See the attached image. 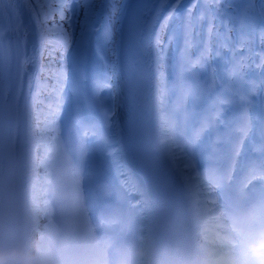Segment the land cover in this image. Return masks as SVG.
Returning <instances> with one entry per match:
<instances>
[{"label":"bare ground","instance_id":"1","mask_svg":"<svg viewBox=\"0 0 264 264\" xmlns=\"http://www.w3.org/2000/svg\"><path fill=\"white\" fill-rule=\"evenodd\" d=\"M179 0H151L147 9L144 14L143 18V31H142V41L140 43V54H139V63L144 68L143 76L138 75L140 79L142 90H145V81L148 79V68H150V60L151 57H157L155 50L152 48L148 40H151L156 35V31H161V19L162 16L158 14L159 8L162 6L163 3L165 5H171V7H175ZM163 6V7H164ZM0 60L2 62L4 72L8 71L10 61L12 59V49L13 46L11 45V37L15 39L22 40L24 46V78L22 83L20 84V95L18 100V105L23 101L22 97L24 94V90L26 89L27 93L34 91L35 81L34 79L38 78L37 73H39L40 69L36 66L37 65V55L39 53L40 47L43 45V39L45 36H42L41 33L37 30V22L33 19V14L29 8H27L24 0H0ZM165 15V13H164ZM5 22V23H4ZM163 33V30H162ZM163 35V34H162ZM41 42L42 45L39 43ZM162 60V57H161ZM11 66V64H10ZM164 79H165V73ZM43 75V72H42ZM142 76V77H141ZM28 78L29 82L28 85L25 86V78ZM30 77V78H29ZM2 92L0 95H3L6 90V85H2ZM57 93L59 99V105H61L65 100V95H67L66 91L62 90V86H57ZM111 94H114V99L109 103V107L112 111V117L115 120L116 112H117V95L115 93V83L113 80L112 87H111ZM42 97H46L48 102L52 101V97L50 95L40 94ZM33 98L32 93L30 94V99ZM30 99L27 101V105L30 102ZM2 110V108H0ZM63 115L60 114L59 118H62ZM45 122L41 124H45ZM53 125L58 128V122L56 119L53 120ZM75 135L80 136L79 133L76 131L74 132ZM170 133H168L169 136ZM54 134L47 136V138L53 137ZM54 152H59V150H54ZM183 163L189 165L192 169V179L196 180L199 184V189L203 191L197 198V208L199 210L198 213L203 217L204 220H210L214 218L219 223V230L220 233L223 234L222 237L217 240L216 236L208 235L207 238L204 239V247L206 248V260L207 264H227V260L229 257L233 256L240 245H242V241L239 240L237 235H232V238H235L238 243L236 245L230 244L225 245L224 240L225 236L229 233L230 225L225 222V212L219 207V203L222 202H213L212 200L217 196L219 192H221L220 187L218 188L214 186L211 180L206 178L198 177L193 167L196 166L195 161H190L188 158L182 159ZM115 166V165H114ZM80 170V169H79ZM78 170V171H79ZM68 181H71L75 178L76 174L73 171H70L68 174H64L60 172ZM116 175L118 173H115ZM107 173L105 174V178H107ZM132 182V181H131ZM135 183V182H134ZM193 183V182H192ZM136 184V183H135ZM202 185V186H200ZM138 186V185H137ZM138 188V187H137ZM197 189V186H195ZM124 189L127 191V185H124ZM220 189V191H218ZM82 200L88 199L87 193H84L80 198ZM136 202V200H133ZM77 202H66L63 208L69 207L73 205L75 206ZM100 207L107 206V202H100ZM128 203V202H127ZM63 208L59 209L58 212L55 214V219L60 225H67L70 222H79L86 220L91 212L89 210H84L79 213L73 211V213H69V215L65 214ZM125 210L131 209L130 212V220L133 222V225L136 227L135 235L137 236V250H136V259L138 260L139 264H145V257L147 256V249L149 240L145 245V239L149 236L150 233V217L146 213V210L143 206H141V210H137L132 205H129V208H124ZM256 213V212H255ZM229 211H227V215ZM226 220H231L230 218ZM258 222H256L255 227H258ZM236 232V231H235ZM88 237H94L97 232L93 230V232H88ZM69 240L70 245L73 243ZM229 240V239H227ZM232 240V239H230ZM44 241L40 242L43 243ZM189 243V242H188ZM79 245H76V248ZM202 246V241L199 244ZM79 248V247H78ZM161 250V249H160ZM44 251V250H43ZM194 249L189 250V254L191 255L190 264H204L201 255L193 252ZM45 253L38 256V261L41 263L47 262L48 264L53 263V257L48 251H44ZM159 256V255H158ZM82 259V258H81ZM81 259L76 261V264H93L92 258L87 257L85 259L86 262H82ZM81 261V262H80ZM60 260L56 261V264H64ZM107 264H111L110 261Z\"/></svg>","mask_w":264,"mask_h":264},{"label":"rangeland","instance_id":"2","mask_svg":"<svg viewBox=\"0 0 264 264\" xmlns=\"http://www.w3.org/2000/svg\"><path fill=\"white\" fill-rule=\"evenodd\" d=\"M33 9L35 11H37V9L39 8V6H42L44 11H43V17L46 20L47 23H45L46 25L44 26V28L46 29V31L51 35V37L62 40L64 39L66 36H68L67 31H63L58 27H53L50 26L48 23V20L50 19V17L52 16V14L54 13V10L51 6V2L53 0H29ZM192 0H184V2L182 3V5L180 6H175L178 7V10L180 12L184 11L186 8V4L190 3ZM88 13L90 14V19H89V23L87 25H83L81 26V28L78 30V34L75 38V41H73V45L70 49V53L72 54V56L75 58V62L74 65H77V59L78 58H82L85 55H88L89 51H90V47H93V49L98 50L99 52V58L101 60V62L103 63V65L106 67L107 70H105L106 72H108V65H109V59H110V51L111 49L114 47L112 44V40L110 39L111 37V30H110V24H112L113 22V18H114V11H115V5L114 2L115 0H112L111 3H108L107 0H88ZM256 0H229V5H225L224 4V0H222V7L224 9V11H226L230 17H231V22L233 24V17H232V13L233 10L237 9L238 15L242 16L245 18V22L244 24L241 26L240 30L241 33L243 35H245L248 39L250 37V29L253 23H256L258 21H264V15H261L264 12V0H258V5L255 4ZM259 7L263 8L262 10L259 11ZM66 8L68 7V5L65 6ZM205 8H209V5L207 4V2L205 0H201L200 2H198L195 5V12H194V19H193V27H194V32L195 35L198 34V30L199 27L201 25V18H199L198 16H196V12H202ZM174 12V11H173ZM167 19L166 21H168L169 19H171L173 17V15H170L169 13L166 15ZM40 19V18H39ZM41 20V19H40ZM104 20V24H103V28H102V32L100 34L97 35H93L90 32H86V30L89 27V24H93V23H101V21ZM72 19L68 18V22L69 24L71 23ZM176 20L174 19L171 23H169L168 28L169 30H172L173 28H177V25L175 24ZM219 23V22H218ZM40 28V26H39ZM215 38L217 37V34H214ZM166 42V41H165ZM175 42H176V36H174L172 38V41L163 46V43H161V50L164 53V69L166 71V89H165V94L164 96L161 97V99H163V97L165 98H169V96L172 94V90H173V86H172V81H171V65H170V61H169V57L172 54L173 50H174V46H175ZM249 42V40H248ZM46 44V43H45ZM105 72V74H106ZM49 73H45L46 78H44L46 81L48 80L47 75ZM191 77H193L196 81L198 85H201V71H200V66L197 67V69L192 72L190 74ZM106 78H105V83H106ZM107 84V83H106ZM71 90V89H70ZM72 91V95L68 96L67 95V104H68V111L65 112L63 111L62 115L63 117L60 118V128L58 129L59 132L55 133V130L53 129V133L56 134L54 140H58L60 143L63 144L65 150L67 153H69L71 155V150H70V139L71 137L74 135L72 129H71V121H70V114H71V110L69 108H71L72 106V102H73V97L74 96H78L80 89H76L75 91ZM194 101L198 104L201 103V93L199 94L198 97L194 98ZM162 106L165 107V103L162 100ZM51 123H49V125H47L44 128V131L47 133L49 132L52 128H51ZM65 125V127H64ZM109 128L114 129V125L113 123H108ZM183 123H179L177 125L178 131H179V135L180 137H184L185 133L183 130ZM39 134H43L40 131H38ZM52 139L49 140V144L50 147L53 148L52 146V142H50ZM101 141H98L97 145H100ZM186 150H187V154L189 155V157L193 160H198L200 158V148H199V142L193 143L192 144V149H189L186 146ZM187 155V156H188ZM87 157V153L82 150L81 154H80V160H85ZM76 158V157H74ZM63 160L64 158L61 156V153L58 152H54L53 150H51L49 157L45 160H41L39 159L38 161H36V166H37V170L38 171H45V169L49 168L51 166V164L55 161V160ZM184 168L187 171H191V169L188 166L184 165ZM111 173L112 169H109ZM52 173L54 176V179L56 181V170L55 168H52ZM75 182V180H73ZM77 182L74 183V187L77 186ZM39 195L40 193H37L36 195V199L39 200Z\"/></svg>","mask_w":264,"mask_h":264},{"label":"clouds","instance_id":"3","mask_svg":"<svg viewBox=\"0 0 264 264\" xmlns=\"http://www.w3.org/2000/svg\"><path fill=\"white\" fill-rule=\"evenodd\" d=\"M264 213V208H258ZM22 260L31 261V257L22 256ZM227 264H264V228L248 235L237 252L228 258Z\"/></svg>","mask_w":264,"mask_h":264},{"label":"snow or ice","instance_id":"4","mask_svg":"<svg viewBox=\"0 0 264 264\" xmlns=\"http://www.w3.org/2000/svg\"><path fill=\"white\" fill-rule=\"evenodd\" d=\"M5 258H7V257H5Z\"/></svg>","mask_w":264,"mask_h":264}]
</instances>
